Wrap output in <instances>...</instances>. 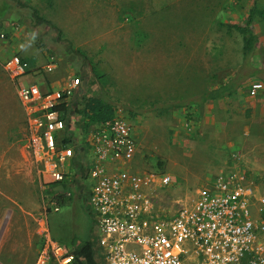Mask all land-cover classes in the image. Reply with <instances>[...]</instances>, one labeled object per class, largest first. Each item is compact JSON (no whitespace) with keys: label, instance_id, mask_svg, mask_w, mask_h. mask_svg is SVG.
I'll return each mask as SVG.
<instances>
[{"label":"rangeland","instance_id":"374dc122","mask_svg":"<svg viewBox=\"0 0 264 264\" xmlns=\"http://www.w3.org/2000/svg\"><path fill=\"white\" fill-rule=\"evenodd\" d=\"M21 2L26 6L16 0H0V32L13 35L15 30L28 40L30 66L53 62L51 71L31 72L40 76L43 90L79 78L71 109L81 106L82 96L93 94H105L117 102L136 133L131 168L170 176L168 185L155 190L161 209H176L195 195L197 187L227 171L219 164L226 147L219 151L214 142L216 135L229 140L231 135L206 123L196 102L201 93L230 78L241 62V35L222 24L242 23L254 8L253 29L264 35V0ZM33 9L54 27L36 23ZM0 39L2 53L12 39ZM1 53L0 235L5 227L12 234L24 227L26 233L33 231L34 237H39L32 255L35 259L47 227L53 239L71 250V244L94 236L84 192L76 186L77 181H71L75 186L70 188L64 182L70 196L60 197L57 211L46 206L44 217L43 206L54 186L45 184L27 151L25 113L15 92L16 83L2 66L13 53ZM247 87L257 90L264 88V83L254 80ZM86 132L81 117L70 113L65 135L79 140L81 146ZM227 155L234 160L232 153ZM84 156L83 152L78 158ZM80 165L75 158L65 166L72 172L69 178L80 176L83 180ZM245 173L264 195V174ZM250 207L252 217L262 220L264 206L258 207L259 215L254 205ZM260 241L264 244V230Z\"/></svg>","mask_w":264,"mask_h":264},{"label":"built area","instance_id":"2783aa9c","mask_svg":"<svg viewBox=\"0 0 264 264\" xmlns=\"http://www.w3.org/2000/svg\"><path fill=\"white\" fill-rule=\"evenodd\" d=\"M5 37L0 32V38ZM2 66L16 83L26 118L27 151L38 173L45 184L63 185L62 191L53 190L44 203V217L47 207L57 211L60 197L70 196L64 182L77 181L93 218L90 242L100 264H264L260 241L264 219L253 218L250 207L254 205L259 215L264 195L254 197L243 175L218 173L197 187L189 201L171 211L161 209L155 190L168 185L170 176L131 168L136 140L119 108L110 119L91 127L80 146L79 140L65 135L67 122L54 109L61 101H72L79 78L72 77L64 87L43 90L35 82L18 80L31 72L51 71L52 61L34 69L14 53ZM83 152L84 158H78ZM75 158L81 164L82 181L80 176L69 178L65 168ZM34 264L76 262L46 227Z\"/></svg>","mask_w":264,"mask_h":264},{"label":"crops","instance_id":"0c3cea01","mask_svg":"<svg viewBox=\"0 0 264 264\" xmlns=\"http://www.w3.org/2000/svg\"><path fill=\"white\" fill-rule=\"evenodd\" d=\"M255 34L257 37L256 47L249 58L248 66L242 69L243 60L241 57V62L232 75H237L242 71L238 89L230 95L206 100L200 104V108L201 118L206 120V123L214 126L215 130L221 131L222 134L229 132L231 135L230 140L223 139L221 135L220 137L216 135L214 144L219 146V151L226 147V150H222L223 153H220V166L227 168V171L224 172L243 175L245 183L253 189V196L258 197L262 194L261 190L246 177L245 173L249 171L253 174H264V88L251 93L250 88L247 87L248 83L254 80L264 83V35ZM13 35L15 36L13 37ZM13 35L6 34L8 40H11L12 37L13 39L10 45L0 53L2 55H5V53H18L29 62L30 43H28V40L21 39L18 31L14 30ZM2 42L3 40L0 39L1 47ZM260 51L263 52L262 55H259ZM39 67L41 66H32L34 69ZM251 71H254L253 75L250 74ZM39 77V75L28 73L21 77V80L23 78H26V80H20V82L23 84L35 82L43 89ZM67 83V80L64 83L62 82L61 87H64ZM132 129L134 134V128L132 127ZM228 145H231V148L227 147ZM228 152L232 153L231 156L234 160L227 158ZM241 160H243L242 163ZM244 166H246V169ZM70 183V181H67L69 188L75 186ZM25 229L26 227L23 230L21 229L20 233L12 234L7 231V227L4 228L0 235V264H34L37 255L35 259L32 258V255L39 237H34L33 231H27L26 233ZM37 234H39L38 231Z\"/></svg>","mask_w":264,"mask_h":264},{"label":"trees","instance_id":"16d2710c","mask_svg":"<svg viewBox=\"0 0 264 264\" xmlns=\"http://www.w3.org/2000/svg\"><path fill=\"white\" fill-rule=\"evenodd\" d=\"M16 1L18 4L26 6V4L21 2V0ZM48 1L50 2V0ZM253 10L254 8L250 9V13L242 23L222 24L227 27V29H233L241 35V52L243 60L242 69L243 67L245 68L248 66L249 58L254 53L257 42V37L252 25L254 19ZM32 15L36 23L44 22L53 26L49 20H46L42 16L38 15L35 9L32 10ZM91 72L95 78L99 79L100 75L94 67H91ZM241 72L242 71L239 73L237 72V75L231 76L221 84L201 93L199 96L200 100L196 103L201 104L206 100L227 96L235 92L240 86ZM250 74L253 75L254 71H251ZM81 98L82 104L79 107L76 106L71 109V107H73V102L61 101L54 106V109L59 111L60 117H62L66 122L70 113L73 111L77 113L81 117V128L84 132L88 131L93 126L110 119L115 110L119 108L117 102L105 94H93L89 96H82ZM179 105L180 104H174V106ZM66 140L68 139L66 138ZM262 218L264 219V212L262 214ZM69 252L72 254L76 264H100L95 256L93 245L90 240H86L78 244H72V249L69 250Z\"/></svg>","mask_w":264,"mask_h":264},{"label":"water","instance_id":"95a60500","mask_svg":"<svg viewBox=\"0 0 264 264\" xmlns=\"http://www.w3.org/2000/svg\"><path fill=\"white\" fill-rule=\"evenodd\" d=\"M53 190L62 191L63 190V185L62 184H57L56 186L53 187Z\"/></svg>","mask_w":264,"mask_h":264}]
</instances>
